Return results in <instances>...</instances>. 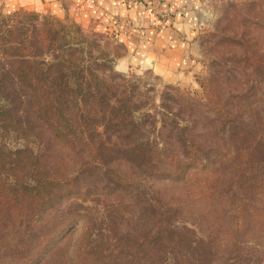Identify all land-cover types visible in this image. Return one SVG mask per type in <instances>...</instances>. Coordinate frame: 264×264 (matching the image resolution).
Returning <instances> with one entry per match:
<instances>
[{
	"label": "rangeland",
	"instance_id": "rangeland-1",
	"mask_svg": "<svg viewBox=\"0 0 264 264\" xmlns=\"http://www.w3.org/2000/svg\"><path fill=\"white\" fill-rule=\"evenodd\" d=\"M198 2L203 74L197 79V87L190 90L165 84L150 73L124 70L121 63L126 51L122 45L110 37L85 31L73 22L28 12L0 15V22L7 19L5 24L16 25L20 31L19 41L30 47L39 61L54 63L64 58L78 61L86 71L91 92L97 90L95 86L99 83L96 103L105 102L109 106L100 109L96 116L89 112L84 116L89 125L97 128L104 144L120 147L124 141L113 132V126L107 129L101 122L102 119L110 122L118 119L115 110L119 109L123 114L120 121L129 114L138 123L137 143H144L146 147L137 149L156 153L168 149L169 153L176 152L186 160L187 152L178 142L184 134L180 133L181 129L187 121L215 115L203 107L207 103L203 84L215 73L236 70L249 74L245 83L248 85L254 83L255 73H264V0ZM123 22L124 31L132 29L130 23ZM49 29L54 40L51 38L49 46L45 47L40 36ZM221 87L225 95V85ZM189 101L203 108L192 109ZM91 118H95V122L91 123ZM181 122L182 127H178ZM190 134L197 137L204 132L198 125ZM4 145L13 151L23 147L22 142L13 138ZM220 153V162L200 174L188 170L187 177L166 180L160 176L142 177L135 171L132 179L140 185L132 186L129 192L66 200L51 225L64 226L78 219L80 232L73 243L67 245V251L56 255L54 263L76 256L74 263L77 264H112L113 259V264H118V259H127L133 264L137 261L147 264L148 260L152 264H173V260L190 264H239L237 257H244L250 264H264V214L259 216L240 208L243 201L250 206H262L264 186L261 183L264 181L261 179L264 177H258L253 164L240 165L241 160L229 143L224 144ZM102 161L103 165H95L100 172L107 164ZM163 220L171 224L170 230L186 234L174 237L170 248L157 243L156 239L151 242L157 231L164 228ZM197 241L208 242L212 247H195L193 243Z\"/></svg>",
	"mask_w": 264,
	"mask_h": 264
},
{
	"label": "trees",
	"instance_id": "trees-1",
	"mask_svg": "<svg viewBox=\"0 0 264 264\" xmlns=\"http://www.w3.org/2000/svg\"><path fill=\"white\" fill-rule=\"evenodd\" d=\"M6 20L0 22V264H77L76 256L54 263L56 255L67 251V245L80 232L78 219L52 227L59 207L73 197L89 199L93 195L129 192L132 186L140 185L132 179L135 171L142 177L160 176L166 180L187 177L188 170L200 174L220 162V151L229 143L241 160L240 165L251 163L258 177H264V73H255L254 83L248 85L245 83L249 74L236 70L215 73L203 84L207 94L203 107L215 115L183 125L180 133L184 134L178 142L187 152L186 160L168 149L161 153L137 149L146 147L137 143L138 123L129 114L120 121L123 114L119 109L115 110V122H101L107 129L113 126V132L124 141L120 147L107 146L84 116L86 112L96 116L100 109L109 106L96 103L99 83L97 90L91 92L86 71L78 61L64 58L52 63L36 59L30 47L19 41V28L5 24ZM52 36L50 29L41 34L42 45L49 46ZM224 85L225 95L219 88ZM176 90L182 93L181 89ZM188 105L192 109L202 107L191 101ZM92 122L95 118H91ZM178 125L182 127V122ZM198 125L204 134L192 137L190 133ZM11 138L22 142L23 147L8 149L4 142ZM103 159L106 169L100 172L95 165H103ZM130 163L133 165H127ZM184 185L188 186V182ZM240 208L247 213L264 214V202L257 207L243 201ZM163 227L151 242L156 239L170 248L173 238L184 232L170 230L171 224L164 220ZM193 244L212 247L204 241ZM106 258L107 255L105 261ZM243 259L237 257L239 264H250ZM119 261L134 263L118 259V264ZM172 263L190 264L174 260Z\"/></svg>",
	"mask_w": 264,
	"mask_h": 264
},
{
	"label": "crops",
	"instance_id": "crops-1",
	"mask_svg": "<svg viewBox=\"0 0 264 264\" xmlns=\"http://www.w3.org/2000/svg\"><path fill=\"white\" fill-rule=\"evenodd\" d=\"M199 0H162L160 16L140 0H0V15L28 12L70 21L90 33L115 39L126 51L124 70L150 73L190 90L203 74ZM133 27L124 31L125 23Z\"/></svg>",
	"mask_w": 264,
	"mask_h": 264
},
{
	"label": "built area",
	"instance_id": "built-area-1",
	"mask_svg": "<svg viewBox=\"0 0 264 264\" xmlns=\"http://www.w3.org/2000/svg\"><path fill=\"white\" fill-rule=\"evenodd\" d=\"M140 0H134V2H138ZM148 2V7L150 13H152L154 16H160L161 14L158 13V11H162V0H146Z\"/></svg>",
	"mask_w": 264,
	"mask_h": 264
}]
</instances>
